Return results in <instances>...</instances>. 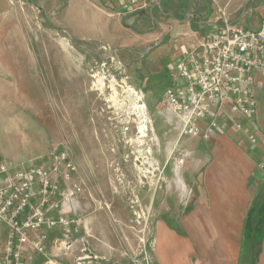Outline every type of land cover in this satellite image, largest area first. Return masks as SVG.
Wrapping results in <instances>:
<instances>
[{
	"label": "rangeland",
	"instance_id": "374dc122",
	"mask_svg": "<svg viewBox=\"0 0 264 264\" xmlns=\"http://www.w3.org/2000/svg\"><path fill=\"white\" fill-rule=\"evenodd\" d=\"M100 9L99 0H0V166L39 165L50 148L66 149L78 164L87 229L56 259L153 264L155 210L148 201L165 185L160 170L173 169L179 152L177 130L167 132L158 110L166 84L161 74L172 51L181 48L170 42L157 47L153 59L138 50L111 59L78 35L116 46L141 34L116 25ZM116 84L141 110L145 105L143 117L129 99L117 102ZM258 86L256 122L264 126V84ZM252 185L264 186V178ZM251 217L243 232L246 249L251 236L258 243L263 236L252 229Z\"/></svg>",
	"mask_w": 264,
	"mask_h": 264
},
{
	"label": "crops",
	"instance_id": "0c3cea01",
	"mask_svg": "<svg viewBox=\"0 0 264 264\" xmlns=\"http://www.w3.org/2000/svg\"><path fill=\"white\" fill-rule=\"evenodd\" d=\"M99 2L101 12L117 19L116 25L121 24L127 30L141 34L132 42H119L116 46L97 45L86 36L78 35L80 41L95 45L111 59L113 54L123 55L133 50L147 53V58L153 59L158 54L156 48L170 42H177L181 50L189 49L220 25L210 0H157L131 13L121 10L123 0ZM221 4L232 22H238L247 29L259 27L264 0H222ZM51 5L46 6L51 8ZM144 24H148L147 27ZM181 50H173L171 58L164 62L161 74L166 80L164 89L170 84L169 65L180 56ZM263 84L264 70L254 74L253 89ZM161 109L160 100V114ZM256 115L257 111L254 122L257 121ZM163 121L167 132L177 130L173 143L179 147L177 154L184 156L180 166L160 170L159 175L166 180L165 185H160L148 201L150 208L152 206L155 210L150 250L152 263L264 264V219L261 216L264 213V186L254 190L252 185L261 176L257 163L264 161V133L260 135L264 126L255 123L258 142L251 145L231 127L221 133L214 132L207 139L201 135L180 137L177 122L172 126L164 116ZM199 125L204 129V124ZM82 196L83 193L77 197L75 208L68 211L83 220H80L81 231L87 229L86 220L81 216ZM253 209L255 212L251 217L249 214ZM249 217L252 229L262 231L263 236L259 243L255 236H251L252 246L246 249L243 232ZM47 235V258L52 264H65L64 258L56 259L66 254L54 245V240L63 242L60 231L51 229ZM245 249L247 254L243 256ZM47 258L36 254L32 264H50L46 262Z\"/></svg>",
	"mask_w": 264,
	"mask_h": 264
},
{
	"label": "built area",
	"instance_id": "2783aa9c",
	"mask_svg": "<svg viewBox=\"0 0 264 264\" xmlns=\"http://www.w3.org/2000/svg\"><path fill=\"white\" fill-rule=\"evenodd\" d=\"M152 1L157 0H123L121 10L131 13ZM210 1L220 25L196 45L182 48L169 65L170 84L162 94L161 113L170 125L179 124L180 137L207 139L231 127L257 145L253 77L264 70V6L259 27L247 29L229 19L222 0ZM132 95L136 96L133 89ZM183 156L177 154L175 166L182 164ZM44 158L39 165L0 166V264H32L36 254L47 258L51 229L62 235L63 242L54 240L58 250H70L77 241L81 221L68 211L84 192L78 165L58 147L50 148ZM257 168L264 178V161ZM76 260L81 264L83 257ZM46 262L52 264L48 258Z\"/></svg>",
	"mask_w": 264,
	"mask_h": 264
},
{
	"label": "bare ground",
	"instance_id": "6f19581e",
	"mask_svg": "<svg viewBox=\"0 0 264 264\" xmlns=\"http://www.w3.org/2000/svg\"><path fill=\"white\" fill-rule=\"evenodd\" d=\"M115 88H114V90H115V94H116V91H118V93H117V95H118V97H116L117 99H118V101L115 99V101H117L120 105H122V98L123 97H125V96H130L131 97V93L130 92H128V91H122L121 89L122 88H118L117 86H114ZM121 90V91H120ZM120 92V93H119ZM122 92H123V94H122ZM116 96V95H115ZM125 100V99H124ZM131 105H132V107H134V108H136V110H137V112H140L139 114H143V107H142V110L140 109V107L139 106H136V104H135V101L133 100V99H131ZM131 108V107H130ZM136 112V111H135ZM138 115V114H137ZM143 116V115H142ZM141 116V117H142ZM142 129V128H141ZM145 129V128H144Z\"/></svg>",
	"mask_w": 264,
	"mask_h": 264
},
{
	"label": "water",
	"instance_id": "95a60500",
	"mask_svg": "<svg viewBox=\"0 0 264 264\" xmlns=\"http://www.w3.org/2000/svg\"><path fill=\"white\" fill-rule=\"evenodd\" d=\"M117 85V84H116ZM117 87L119 88L120 86L119 85H117ZM121 88V87H120ZM124 98H127V99H129L130 101H131V97L128 95V96H125ZM143 114H141V116H142ZM143 117V116H142Z\"/></svg>",
	"mask_w": 264,
	"mask_h": 264
},
{
	"label": "trees",
	"instance_id": "16d2710c",
	"mask_svg": "<svg viewBox=\"0 0 264 264\" xmlns=\"http://www.w3.org/2000/svg\"><path fill=\"white\" fill-rule=\"evenodd\" d=\"M247 220H249V218H248ZM247 220H246V221H247ZM245 227H247V222H246V224H245ZM255 230H257V228H255ZM255 230H254V231H255Z\"/></svg>",
	"mask_w": 264,
	"mask_h": 264
}]
</instances>
